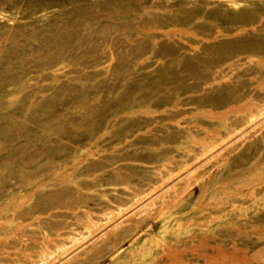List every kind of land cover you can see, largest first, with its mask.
I'll list each match as a JSON object with an SVG mask.
<instances>
[{
  "label": "rangeland",
  "instance_id": "1",
  "mask_svg": "<svg viewBox=\"0 0 264 264\" xmlns=\"http://www.w3.org/2000/svg\"><path fill=\"white\" fill-rule=\"evenodd\" d=\"M137 2L0 0V12L8 14H0V232L32 218L35 224L42 218L59 222L51 230L66 234L55 236L67 246L44 264H264V190H259L264 187V108L248 114L264 96V74L244 81L240 73L232 77L234 84L251 92L238 103L228 100L230 81L203 90L206 82L184 62L193 44H186L180 34L192 31L154 26L142 9L123 11ZM45 13L53 25L55 19L64 25L51 32L29 24ZM228 30L209 29L197 38L216 40ZM175 41L183 46L179 51H174ZM257 64L264 71V58ZM157 70H162L160 78L173 96L178 95L170 106L158 100L164 91L152 76ZM213 100L224 102L212 109ZM188 108L207 126L199 123L198 137H184L196 140L175 151L162 139L171 133L162 123H175V116ZM149 115L153 122L147 127L126 121ZM231 117L241 120L236 130L234 123L228 126ZM242 151L251 156L252 169L239 175L231 157ZM45 162L41 173L39 164ZM22 167L27 173L20 177ZM196 169L210 174L204 192L199 182H192L186 189L187 204L146 208L137 225L92 245ZM144 175L150 187H133L144 185ZM76 186L82 187L83 206L72 193ZM118 206L122 209L115 213ZM100 215L102 221L87 237L70 242L69 221L90 227ZM101 252L107 254L99 256ZM73 254L77 257L71 261Z\"/></svg>",
  "mask_w": 264,
  "mask_h": 264
},
{
  "label": "bare ground",
  "instance_id": "2",
  "mask_svg": "<svg viewBox=\"0 0 264 264\" xmlns=\"http://www.w3.org/2000/svg\"><path fill=\"white\" fill-rule=\"evenodd\" d=\"M137 1H138L137 3L140 5H133L132 4V5L124 8L123 11L127 14H134L135 12H138L139 9H142V10L146 11L145 14H147V15L144 16L146 19H150L151 21H152V19H154V21H153V22H155V25L153 24L154 26L161 25L162 27L168 26V27H173V29L177 28L175 30L188 29V30L192 31V34L189 33L185 37H184L183 33L180 34L181 38L184 39L186 44H188L190 47L193 44V50L190 52L188 51L189 52L188 57L185 58L184 62L191 65V66H189V67H191V68H189L190 69L189 71L192 72L193 75H195L196 77H198L200 79L202 77V79L206 82L205 83L206 85L203 84L206 86L205 88H202L203 90L207 91V90H209V88H215L217 86L224 85L223 84L224 81H228V82L230 81L229 85L226 86V87H228V96H229V94L231 95L228 100H231L233 102L238 103L240 101H243L244 99H246V97L248 95H250L251 92L249 91L246 93L242 84H234L231 81V79H232V77H235V76L238 77L239 73H240V76L243 77V81L248 80L249 77H251V76H252V78L255 76L259 79L264 74L262 67L257 64L258 61L262 62V60L264 58V0H137ZM175 1H178L179 4L174 3ZM123 11L121 12V15H123L122 14ZM0 14L2 16H8L6 11H2V12H0ZM47 17H48V14L45 13L44 15H42L38 18L36 17L35 22L33 21L29 24L39 26L40 29L47 28V29L51 30V32H54L56 30L57 26L64 25L62 23V21H60L59 19H55V21H57V22L55 23L56 25H53V22H49L47 20ZM242 23H243V26L239 27V25ZM226 28L229 29L228 30L229 33L226 35L222 34L224 36L218 37V38H216V40H215V38H209V39H206V42H205V41H202L199 38H197L198 36H200L201 33H207L209 29H216L217 30V29H226ZM209 36L210 35H207L206 37L208 38ZM250 38H253V39H251L252 41L250 40ZM172 45L174 46V51H179V49L183 48V46L176 41ZM10 56L12 57V55H10ZM160 62H162V61H160ZM163 62L166 65V62L165 61H163ZM162 70H157L152 76H155L154 80L158 82L159 87H161V89L164 91V93L161 94V96L159 97L158 100H162V101L166 102V105L170 106L172 104V102L175 100V96L177 94L175 96H173V91L168 89V87L165 84H163V81L160 78V76L163 74L161 72ZM211 70H213V71H211ZM145 71H147V70H145ZM205 71H207V72H205ZM202 72H203V74H210V76L207 77V76L200 75V73H202ZM252 78H250V79H252ZM23 79H25V78H23ZM146 81H149V79L147 78ZM140 85H141V82H138V83L134 84V87H136V86L138 87ZM202 87H204V86H202ZM259 94H261V93H259ZM221 96H222V94H219L218 97H221ZM28 97H30V96H28ZM38 102H39V100H38ZM214 102H216V101L213 100L210 103V107L212 109L221 107L220 102H224V101L218 100L219 103H214ZM257 102H259L258 105L256 106L258 108H251L250 111L248 112V114L249 113L251 115L257 114V113H259V111L263 110V108H264V96L263 97L259 96V98L257 99ZM128 103L129 102H125L123 104V106L128 105ZM149 106H150V104H149ZM202 106H205V105H202ZM30 107H29V111H30ZM34 107H36V106H34ZM83 108H85V107H83ZM125 111H127V110H125ZM150 111H151V109H150ZM164 111L167 113L171 112L168 108L164 109ZM28 114H30V113L28 112ZM120 114H122V113H120ZM150 114H151V112H150ZM196 114H197V112H195L193 110V108H191V109L188 108V109L182 110L181 112H179V115L177 114L175 116V119H176L175 123L171 120L172 124H168L170 122L165 124L166 122L163 121L165 123H162V124H164L166 127L171 129V133L168 137H164L162 139L164 140V142L170 143L172 145L173 149H175V151H179L181 149L184 150V148H183L184 146L182 147L180 145L190 144L191 142L196 140V139L191 140V138L190 139H184V137L187 136V134H190L189 136L192 138L198 137L197 135L202 131L201 126H200L201 124H199V123H202L203 126H207V122L200 121L199 118L195 117ZM180 115H182V117L177 118V116H180ZM27 117H28V115H27ZM250 117L252 118V116H250ZM26 119H28V118H26ZM236 120L237 119L234 117H231L230 120H228L229 122L231 121L230 124H228V126H231V125H233L232 123H234L233 128L235 130H236V127H238L240 125L239 123L241 122V120H239L238 122H236ZM126 121L130 122V123L137 122L139 124V127H147L150 124H152L153 118L151 115H149V117H133V118L127 119ZM224 123L225 122H223V124ZM138 124H136V125H138ZM155 124H153V126ZM262 127H264V125H262ZM148 129H150V127L147 128V131H148ZM22 133H23V129H22ZM125 139H127V138H125ZM122 144H124V143H122ZM119 145H121V144H119ZM118 147H120V146H118ZM228 149H230V148H228ZM219 156H221V155H219ZM231 159L233 160L232 169L239 175H244L245 173H247L249 170L252 169V167L250 165L252 163L251 156L249 154H245L243 151L237 155L235 153H233ZM221 160H222V165L226 166L225 161H224V157H221ZM128 164H130V163H128ZM83 165H85V164H83ZM8 167H11V166L6 165L4 168L7 169ZM39 167H40L41 173L45 172L46 171L45 170L46 162L39 164ZM20 169H21V172H19L18 175H20V177L25 176V173H27L26 168L22 167ZM29 171L31 172V170H29ZM209 177H210V174H208V175L198 174L197 169H196L193 173H190V175H188L186 177V179L181 184L178 183V184L172 185L171 187H169L168 189L163 191L162 194H157V195L153 196V198L151 197L152 199L150 198V200L147 201V203H146L147 205L145 204L144 206H141L138 210H135L133 213H130V212H129L130 214L127 213L128 215L125 218H123L121 220V222H118L116 225H114V227H112L109 231H106V233L103 235V237H101L100 239L93 240L92 245L94 247H96V246H98V244L100 242L109 240L113 236L115 237V235L118 234L119 232H121L122 230L129 228L131 226L137 225V223L139 222V219L142 217V214L145 212L146 208H148V209L157 208L158 209V207H159L158 210H160V208L162 206H169L173 202H176V204H178L177 206H183V205L187 204L188 199H189V197H188L189 194L186 193L187 187L189 185L191 186L193 184L192 182H199L201 187H202V191L204 192L205 188L208 186ZM114 182H115V184L117 183V181H114ZM144 182L145 183L142 186H140L139 184H138V186L136 184L132 185L133 181H129V184L132 185L133 187H139L142 190H146L152 184L149 181V176L144 175ZM72 183H73V181H72ZM81 190H82L81 186L80 187L76 186L73 188V192H72V193H74L75 199L77 200V205L79 203H81V205H79V206H83L82 201H81V200H83L81 197L82 195L80 193ZM259 190H264V187L263 188L260 187ZM133 191H135V190H133ZM139 192H140V189H139ZM185 193H186V195H185ZM133 194H134V192H133ZM135 194H137V193H135ZM46 202H48V201H46ZM61 204H62V202H61ZM47 205H49V204H47ZM119 206L116 207L115 213H117V212L120 213L122 208ZM68 207H67V209H68ZM263 207H264V204H263ZM53 208H54V206H53ZM64 208H66V206H64ZM76 208H78V206ZM76 208L74 207V209H76ZM54 209H57V208H54ZM59 209H61V208H59ZM57 211H59V210H57ZM52 212H53V210H52ZM61 212H63V211H61ZM161 212H162V209H161ZM45 213H46V210H45ZM48 213H50V211ZM48 213L46 214V216L48 215ZM16 216L17 215H15V217ZM33 216H35V215H33ZM37 216H35V217H37ZM49 216H50V214H49ZM95 216H97V215H95ZM103 217L104 216L100 215L98 220H96L94 217L95 220L92 222L93 225L90 227H88L89 225L87 227H83V224H82V227L74 226V224L68 220L69 222L68 221L67 222H68L69 227L73 228L72 231L69 232L70 233L69 235L71 236V239H69L70 242L71 241L77 242L80 239L87 237L91 233V231L93 229H95V227H97L98 222L102 221ZM260 217L262 218L264 216H260ZM7 219H4V220H7ZM64 219H66V218H64ZM29 220H32V222L31 223L30 222L24 223L21 220V224L19 223L20 226L16 224L17 226L11 227V230H7V231L4 230L5 231L4 233H3V231L0 232V264H37L38 262H43V264H44V261L52 259L53 257H55V255H58L57 250H59V251L63 250L64 251V249L66 248L65 245L67 246V244L63 243L64 240H63V242L61 241V239H60V241H58L59 239H57V237H56V236H58V235H56L57 233L55 234L56 235L55 236L54 235L55 232L53 231L54 232L53 233L51 230V228L57 227L60 224L59 222H57L58 223V225H57L56 223H53V221L49 220V218H42L41 220L38 221L39 223L35 224L33 222V218L29 219ZM55 225H57V226H55ZM129 225H131V226H129ZM58 227H60V226H58ZM43 228H45L44 230H46L45 232L47 233V236H46L47 238H45V235H44L46 233L43 234V231H44V230L42 231ZM62 235H66V234H62ZM62 235H59V236L62 237ZM99 247H101V246H99ZM69 248H70V246H69ZM98 249H101V248H98ZM85 252L87 254L88 250H86ZM105 253L101 252V254L99 256H102ZM34 257H36L37 259L33 260ZM75 257H77V256L74 255V257L71 261L75 260ZM65 260H67V259H65Z\"/></svg>",
  "mask_w": 264,
  "mask_h": 264
}]
</instances>
